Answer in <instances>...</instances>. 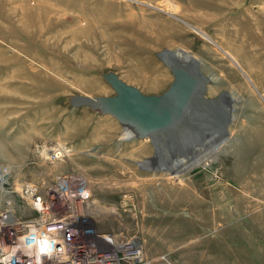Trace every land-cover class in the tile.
Instances as JSON below:
<instances>
[{
    "label": "rangeland",
    "instance_id": "1",
    "mask_svg": "<svg viewBox=\"0 0 264 264\" xmlns=\"http://www.w3.org/2000/svg\"><path fill=\"white\" fill-rule=\"evenodd\" d=\"M248 5L247 14L229 0H0V162L8 175L2 187H13L1 197L34 215L21 182L30 177L45 188L57 173H75L77 189L90 194L89 216L102 230L135 237L139 264H264V197L233 179L250 85L229 53L238 59L241 40L256 44L249 24L264 16V0ZM185 53L212 80L208 101L169 149L130 135L119 118L86 102L116 94L103 77L109 71L146 93L168 90L175 77L164 58ZM141 140L154 144L146 156ZM44 143H68L73 152L53 163L39 151ZM211 154L213 164L202 166Z\"/></svg>",
    "mask_w": 264,
    "mask_h": 264
},
{
    "label": "built area",
    "instance_id": "2",
    "mask_svg": "<svg viewBox=\"0 0 264 264\" xmlns=\"http://www.w3.org/2000/svg\"><path fill=\"white\" fill-rule=\"evenodd\" d=\"M50 162L70 156V144L57 143L39 148ZM33 179L21 182L20 191L34 215H20L13 199L0 190V264H139L144 257L135 237L124 238L98 227L89 216L91 198L82 184L77 189L75 173L60 172L45 188ZM40 183V182H39ZM44 189V190H42ZM47 238L41 249L34 237Z\"/></svg>",
    "mask_w": 264,
    "mask_h": 264
},
{
    "label": "bare ground",
    "instance_id": "3",
    "mask_svg": "<svg viewBox=\"0 0 264 264\" xmlns=\"http://www.w3.org/2000/svg\"><path fill=\"white\" fill-rule=\"evenodd\" d=\"M249 2H250V0H249ZM249 2L247 3L245 0H229V3H232L233 5H235L237 7H241L242 5L245 4L244 10H245V12L247 14H248V11H251L250 7L248 5ZM171 8H172V6H171ZM218 9H217V11H218ZM222 10H220V11H222ZM239 13H240V11H239ZM251 19H252L251 22H250L251 24H249V21H248V24H249L250 28H252L251 30L253 32H255V33L257 32V30L259 32L258 33V37H256L255 35H252V37H251V39H254V43H256V44L252 45L250 47V46H248L249 44L247 43L246 40H241L240 44L235 46V48L237 50V54H238V56H237L238 59L235 58L233 54L228 52L230 54V58H231L232 62L234 63V65H238L240 68L244 69L243 70L244 71V77H245L246 81L248 82V84L250 85V88L246 87V89H245V90H248V93L246 95L247 99H248V102H247V104H248V114H247V117L244 119V121H246V123L239 125V128L237 129V131H238L237 135H238L239 139H241V144L236 143L237 147H235L236 145L234 146L235 149L238 148L239 155L241 153V157L239 155H237L238 152H234L232 154V155H234V160L233 161H234L235 173L233 171L232 172L234 174L233 179L236 180V183L238 185L244 187L245 189L248 188V191L251 190L250 192H252V190H254V192H258L259 194H261V197L262 196L264 197V105H263V107H259V106H257L258 102L255 101V99L259 98L261 100L262 104H264V31L262 29L263 28L262 21L264 19V16H261L259 18L254 16ZM254 19H255V21H254ZM245 36L249 37V35H245ZM236 40L237 41L239 40L238 36H237ZM260 44L263 46L262 50L260 48ZM247 46L250 47L249 51H247V50L245 51V49L248 48ZM254 46H256V47H254ZM178 56L185 57L186 61H187V57H188L189 58L188 62L194 61L195 63H197L196 56L189 55V53L181 54V55H178ZM227 73H228V71H227ZM245 74H246V76H245ZM232 77L235 80H237V81L239 80L237 74H232ZM148 81H149L148 83H150L152 85V88L154 90H155V88L159 89L157 87L161 86V85H159L160 79L158 77L154 76L153 79H151V80L148 79ZM228 85H230V84H228ZM253 85L256 86L257 92L255 91L256 88ZM229 88H230V86H229ZM235 88H236V90L240 91L238 86H236ZM166 90H167V88L164 89L163 91L159 92V93H152V92L151 93H146L145 91H143L141 89V92H143L144 94H149V95H160V94L164 93ZM233 90H235V89H233ZM214 92H215V89L211 88L210 94H213ZM200 100L201 101L202 100L203 101H208V98H206V96H205V99H204V97L202 96ZM86 101L90 102V104H91L94 101V98H89ZM119 120L122 121L123 124L125 125V127L128 128V130L130 131L129 132L130 135H135V136H147L148 135V134L141 135L140 134V130L136 126V124H133L132 122H130V121L124 119V118H121ZM180 130H181V128H180ZM149 136H151V135H149ZM175 136H176V132L173 135L169 134L167 139L165 137H161V136H158L157 138H155L154 136H151V137L153 138V142L156 145H158L157 147H159V148L160 147H166L167 149H169L171 141H172L171 146L173 147V145L176 144L175 140L177 138H179V137H175ZM160 140H162V141H160ZM142 142H143V144H141L142 149L139 150V152L140 153H144L145 156H146V153H149L150 148H151V146L149 144H152V142H150V143L149 142H145V141H142ZM246 144L249 147L246 146ZM152 145H154V144H152ZM156 145H155V147H156ZM253 145H254V148H256L255 152H253V150L250 148ZM215 146H217V145H215ZM219 150H221V149H219ZM236 151H237V149H236ZM4 152H5V150H4L3 146L0 144V156H2L1 153L4 154ZM37 153H38V150H37ZM38 155H40V154H38ZM207 156H208L207 158H205L203 161L199 162L202 166H209V165L213 164V160L216 158V156L214 154L207 155ZM5 163L4 162H0V187H1L0 190H5L4 189L5 187L7 188L6 183L8 181L7 180L8 179V175H6L7 165H5ZM253 164L257 165V166L256 167H252ZM196 165H197V163H196ZM229 168H231V170H233L232 167H229ZM155 169H157V168H155ZM254 172L257 173V176H255V177H253V173ZM146 173H148V172H146ZM157 173H159V174L162 173L161 175L165 174L166 176H168L172 180H175V179L177 181L178 180H180V181L183 180V175L177 174V173H175V171L166 170L165 172L164 171L160 172V171L156 170V174ZM39 176H40V173H39ZM145 176H146V174H145ZM154 176H156V175L154 174ZM29 179H30V177H29ZM233 179H231V180H233ZM5 180H7V181L5 182ZM3 185H4V188L2 187ZM161 191H163V190H161ZM169 192H171V191H169ZM245 192H247V191H245ZM166 193H168V192H166ZM255 195H256V193H255ZM244 206H246V205H244ZM236 207H237V205H236ZM93 208L95 209V207H93Z\"/></svg>",
    "mask_w": 264,
    "mask_h": 264
},
{
    "label": "water",
    "instance_id": "4",
    "mask_svg": "<svg viewBox=\"0 0 264 264\" xmlns=\"http://www.w3.org/2000/svg\"><path fill=\"white\" fill-rule=\"evenodd\" d=\"M164 59L175 77L164 93L144 94L137 86L121 79L116 72L109 71L103 73V77L113 86L116 94L97 96L91 107L136 124L141 135L167 138L169 134H178V130L187 125L192 113L203 101L200 99L206 93L211 76L201 71L194 61L188 62V57L187 61L185 57L173 55Z\"/></svg>",
    "mask_w": 264,
    "mask_h": 264
},
{
    "label": "clouds",
    "instance_id": "5",
    "mask_svg": "<svg viewBox=\"0 0 264 264\" xmlns=\"http://www.w3.org/2000/svg\"><path fill=\"white\" fill-rule=\"evenodd\" d=\"M33 242L38 244L41 249L46 248L49 244V241L47 238L41 239L39 236L34 237Z\"/></svg>",
    "mask_w": 264,
    "mask_h": 264
}]
</instances>
